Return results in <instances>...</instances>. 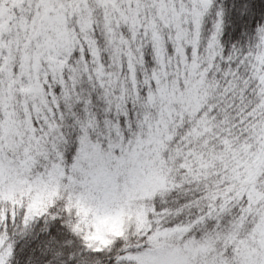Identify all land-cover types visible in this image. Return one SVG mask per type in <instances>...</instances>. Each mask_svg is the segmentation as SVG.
Returning <instances> with one entry per match:
<instances>
[{
    "label": "snow or ice",
    "instance_id": "1",
    "mask_svg": "<svg viewBox=\"0 0 264 264\" xmlns=\"http://www.w3.org/2000/svg\"><path fill=\"white\" fill-rule=\"evenodd\" d=\"M0 264H264V0H0Z\"/></svg>",
    "mask_w": 264,
    "mask_h": 264
}]
</instances>
